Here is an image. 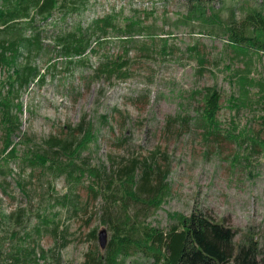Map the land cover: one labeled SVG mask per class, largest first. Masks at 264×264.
Masks as SVG:
<instances>
[{"label": "rangeland", "instance_id": "374dc122", "mask_svg": "<svg viewBox=\"0 0 264 264\" xmlns=\"http://www.w3.org/2000/svg\"><path fill=\"white\" fill-rule=\"evenodd\" d=\"M192 3L86 0L73 11L64 8L43 22L36 19L32 26L23 21L4 32L6 27L0 25V42L5 45L19 37L31 38L35 31L43 39L39 51L27 53L18 45L12 67L0 58V264H95L96 257L104 259L111 231L101 223L104 200L89 190L91 180L84 177L74 183L64 174L26 164L29 153L43 148L50 137L79 138L80 133L73 129L83 121L91 122L96 133L95 144L80 156L89 165L102 166L111 174L126 159L155 154L160 169L168 171L169 191L161 208L144 214L131 203L126 209L131 219L164 228L166 212L188 215L195 208L234 229L235 242L250 227L264 237V154L251 156V173L244 161L231 169L235 143L220 137L204 143L201 128L193 119L187 120L196 115L198 106L199 98H191V92L216 85L221 92L218 120L223 129L228 127L233 115L230 96H238L239 91L238 76L229 79L227 64L234 72L248 69L253 79L264 77V54L236 52L225 32L228 27L250 31L242 26L243 17L264 0H207L206 22L186 18ZM133 13L156 35L138 34L127 42L110 34L101 45L91 38L89 49L95 53L88 50L81 59L66 58L53 48L51 38L76 25L84 30L104 15L127 18ZM163 43L167 45L164 50ZM123 45L127 78H94L95 67L105 58L122 55ZM28 64L37 67L43 81L34 77L20 88L11 84L13 71ZM6 102L19 125L7 147L2 124V103ZM261 115L260 105L246 103L236 122L249 125L263 138ZM65 195L75 196L74 205L61 204ZM101 230L106 232L104 247L98 243ZM119 261L144 264L145 258L135 252Z\"/></svg>", "mask_w": 264, "mask_h": 264}, {"label": "trees", "instance_id": "16d2710c", "mask_svg": "<svg viewBox=\"0 0 264 264\" xmlns=\"http://www.w3.org/2000/svg\"><path fill=\"white\" fill-rule=\"evenodd\" d=\"M206 1L193 0L186 18L206 22L207 17L204 15ZM85 2L86 0H3L0 8V25L3 29L6 27L4 32L23 21L29 22L28 24L32 26L36 19L43 22L56 10L67 8L68 11H73ZM120 19L123 21L122 25ZM242 26L250 31L226 28L230 47L244 55L247 50L264 54V3L254 10H248L243 17ZM110 34L120 40H128L127 42H132L131 40L138 34L150 37L156 35L153 29L143 24V19L138 14L133 13L127 18L110 14L93 20L84 30L76 25L69 31L58 33L51 38V41L58 54L70 59L75 57L81 59L88 50L95 53L94 50L89 49L91 38H95L96 44L101 45ZM18 45H22L27 53L39 51L43 46V39L40 33L35 31L31 38L19 37L8 45L1 41L2 63L9 67L15 65ZM124 47L125 45L122 55L113 60L105 58L95 67L94 78L102 76L117 80L127 78V49ZM165 48L167 45L163 43L162 50ZM6 51H11V56H5ZM200 60L198 59L199 63L202 61ZM78 63L83 64V61ZM225 71L230 80L238 76L236 83L239 91L238 96L234 94L230 96L229 106L233 115L228 127L223 129L222 122L218 120L221 92L216 85L191 92V98L198 96L199 99H197L196 115L187 120L193 119L194 125L201 128L204 143L209 142L210 139L216 141L219 137L233 141L236 152L233 154L234 162L230 165L231 169L244 161L248 166V173H251L250 167L253 165L251 156L264 154V137L260 138L258 133L247 124L239 126L236 119L239 109L246 103L260 105L264 113V77L253 79L249 77L248 69L231 71L229 64L225 66ZM13 73L15 77L10 78V83L16 84L18 88L27 84L30 78L37 77L39 83L43 81L37 67L29 64L24 65L22 69H15ZM2 106L5 110L2 115L3 131L6 136L4 144L7 147L11 143L10 135L18 130L19 125L17 118L8 112L10 104L6 102L2 103ZM18 109H20L19 105ZM259 118L264 124V115ZM181 119L182 122L186 120ZM73 130L80 133L79 138L50 137L45 141L43 148L38 147L29 153L26 164L31 167H41L55 175L64 174L68 181L74 183L84 177L91 180V185H88L89 190L94 196H100L104 200L101 223L107 225L111 231L105 257L103 260L96 257L95 264L102 262L123 264L119 258H125L135 252L144 255V264H264V237L254 227L241 232L239 241L235 242L234 229L220 220H213L200 209L194 208L188 215L166 212L168 224L164 228L153 227L137 218L131 219L126 211L131 203L139 209L142 208L144 214L151 209L161 208L169 191L166 181L168 171L160 169L155 161L156 155L153 154L144 159L138 157L126 159L115 172L107 173L102 166L89 165L87 158L80 159L81 153L89 150L90 145L96 142L93 124L83 121ZM12 154L13 151L8 152L7 156ZM62 157L66 160H61ZM162 158L166 159V156L162 155ZM74 198L73 195H65L61 204L74 205ZM41 223L46 224L44 219ZM36 230L39 231L38 228ZM55 231L56 227L52 229V232ZM95 232L96 230L92 232L94 237ZM20 251L28 252L23 248Z\"/></svg>", "mask_w": 264, "mask_h": 264}, {"label": "water", "instance_id": "95a60500", "mask_svg": "<svg viewBox=\"0 0 264 264\" xmlns=\"http://www.w3.org/2000/svg\"><path fill=\"white\" fill-rule=\"evenodd\" d=\"M98 243L100 247H104L106 243V232L105 230H101L98 233Z\"/></svg>", "mask_w": 264, "mask_h": 264}]
</instances>
